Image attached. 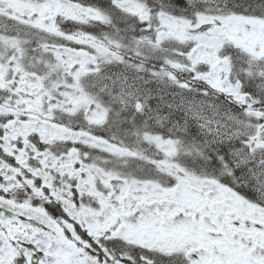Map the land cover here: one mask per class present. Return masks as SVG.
I'll list each match as a JSON object with an SVG mask.
<instances>
[{"label": "snow or ice", "instance_id": "1", "mask_svg": "<svg viewBox=\"0 0 264 264\" xmlns=\"http://www.w3.org/2000/svg\"><path fill=\"white\" fill-rule=\"evenodd\" d=\"M0 264H264V0H0Z\"/></svg>", "mask_w": 264, "mask_h": 264}]
</instances>
